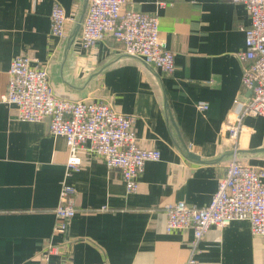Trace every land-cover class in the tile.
<instances>
[{"label":"crops","instance_id":"crops-1","mask_svg":"<svg viewBox=\"0 0 264 264\" xmlns=\"http://www.w3.org/2000/svg\"><path fill=\"white\" fill-rule=\"evenodd\" d=\"M55 2L69 17L64 38L50 34ZM123 8L158 16L173 72L126 54L112 38L82 47L86 0H0V264H41L50 238L66 251L50 257L57 264H183L190 256L198 264H264V235L253 236L248 220L210 226L195 246L190 228L165 231V205L208 204L232 156L226 123L235 100L249 96L238 59L248 12L229 0H125ZM16 56L47 69L56 97L102 100L134 117L138 145L161 154L145 163L136 192L88 151L66 175L65 138L49 134V119L20 120L1 100ZM240 131L237 158L264 169V117L245 116ZM62 184L75 187L76 213L65 234L51 237Z\"/></svg>","mask_w":264,"mask_h":264},{"label":"built area","instance_id":"built-area-1","mask_svg":"<svg viewBox=\"0 0 264 264\" xmlns=\"http://www.w3.org/2000/svg\"><path fill=\"white\" fill-rule=\"evenodd\" d=\"M229 1L243 4L250 19L245 28V49L238 52L242 63L241 87L249 92V96L246 100H235L232 115L226 123L228 137L236 145L242 119L253 115L264 117V0ZM124 4L125 0H86L80 28L81 46L89 49L99 40L112 38L122 45L126 54L140 57L144 63L165 74L173 72L174 53L164 48L160 40L158 16L124 10ZM49 17L50 34L64 38L69 17L58 3H53ZM6 86L1 100L16 107L18 119L33 122L47 118L49 134L65 138L66 175L79 170L85 151L92 152L107 168L120 171L127 192L134 193L145 163L160 159L158 149H144L138 145L133 129L134 117L116 111L111 103L102 100L56 97L48 83L47 69L30 66L27 56H16L11 61ZM206 107L204 102L197 105L199 110ZM235 145L208 204L196 207L177 201L165 205L166 232L190 228L195 246L210 226L222 228L234 220L245 219L249 221L253 236L264 235V169L243 164L236 156ZM61 186L59 204L53 209L51 237L65 234L76 213L75 187ZM63 252L66 251L59 244L48 239L39 253L41 264H57L52 263L50 257ZM183 264L198 263L190 256Z\"/></svg>","mask_w":264,"mask_h":264},{"label":"water","instance_id":"water-1","mask_svg":"<svg viewBox=\"0 0 264 264\" xmlns=\"http://www.w3.org/2000/svg\"><path fill=\"white\" fill-rule=\"evenodd\" d=\"M189 156L192 157V158H194V159H197V156H195V155H193L191 153H189Z\"/></svg>","mask_w":264,"mask_h":264}]
</instances>
